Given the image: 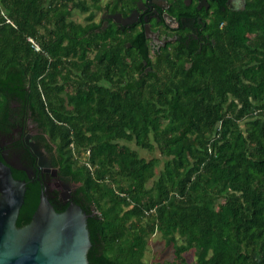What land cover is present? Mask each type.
<instances>
[{
  "label": "trees",
  "instance_id": "trees-1",
  "mask_svg": "<svg viewBox=\"0 0 264 264\" xmlns=\"http://www.w3.org/2000/svg\"><path fill=\"white\" fill-rule=\"evenodd\" d=\"M100 2L0 0V137L37 124L87 214V264H147L155 233L174 257L152 264H264V0L215 9L200 48L152 60L141 30L99 27ZM21 137L35 176L11 168L26 181L17 227L44 182Z\"/></svg>",
  "mask_w": 264,
  "mask_h": 264
},
{
  "label": "water",
  "instance_id": "water-1",
  "mask_svg": "<svg viewBox=\"0 0 264 264\" xmlns=\"http://www.w3.org/2000/svg\"><path fill=\"white\" fill-rule=\"evenodd\" d=\"M172 20L167 15V23ZM145 35L152 38L148 27H145ZM3 144L0 142V264H87L86 254L90 247L87 214L72 200L66 201L63 210L56 211L49 199L48 182H41L39 200L29 222L16 226L26 181L15 179L11 168L23 170L31 180L35 173L19 161L7 160L1 150ZM25 144L37 157V166L46 170L40 147L28 137ZM52 170L55 172L54 168ZM61 196L68 199L62 193Z\"/></svg>",
  "mask_w": 264,
  "mask_h": 264
},
{
  "label": "flooded vegetation",
  "instance_id": "flooded-vegetation-1",
  "mask_svg": "<svg viewBox=\"0 0 264 264\" xmlns=\"http://www.w3.org/2000/svg\"><path fill=\"white\" fill-rule=\"evenodd\" d=\"M113 1H118L116 7L113 6ZM244 5L245 0H105L98 9L100 12L98 22L101 29L115 26L124 34L125 32L135 34V30H141L145 39V47L148 50L147 57L152 60L165 49L173 50L174 45L178 43L186 49L193 44H197L200 48L209 38L205 31L215 9L239 10ZM167 15L173 18L169 23L166 21ZM145 27L150 29L152 38L146 37ZM125 45L128 48L131 47L128 42ZM179 49L180 47L177 50ZM142 68L146 70L150 68L147 60H143ZM14 134H18L16 139L22 135L21 140L27 148L29 147L25 145L26 137L40 147L46 170L37 166V173L44 177L43 180L48 182L51 190H57L60 201L66 204L75 186L59 178L56 167L51 164V155L44 149L39 138L40 132L37 124L28 117L23 129L15 128L10 135L1 136L2 139L0 137V142L5 143L1 150L5 152L6 159L10 162L19 161L24 165L22 159L25 157L29 159L31 156L26 153L25 148L18 145V140L12 136ZM32 154L34 155L33 152ZM35 159L37 165L36 156ZM61 193L68 199H63Z\"/></svg>",
  "mask_w": 264,
  "mask_h": 264
},
{
  "label": "rangeland",
  "instance_id": "rangeland-1",
  "mask_svg": "<svg viewBox=\"0 0 264 264\" xmlns=\"http://www.w3.org/2000/svg\"><path fill=\"white\" fill-rule=\"evenodd\" d=\"M104 2L105 0H101L100 4L103 5ZM99 13V10H97L94 17L95 21H98ZM85 14L86 13H82L81 11L75 9L72 12V19L83 22ZM140 152L141 154L145 155L144 152ZM183 255L188 261H192L194 258L192 250L183 253ZM173 257L174 255L172 245L165 243L163 238L158 233H155L149 237L147 249L145 250L144 255V261L147 264H152L154 262H164L166 260L170 261L173 259Z\"/></svg>",
  "mask_w": 264,
  "mask_h": 264
},
{
  "label": "built area",
  "instance_id": "built-area-1",
  "mask_svg": "<svg viewBox=\"0 0 264 264\" xmlns=\"http://www.w3.org/2000/svg\"><path fill=\"white\" fill-rule=\"evenodd\" d=\"M220 25H222V23H221ZM28 41L31 43V46H32L35 50H39V46L37 45V43H36L32 38H28Z\"/></svg>",
  "mask_w": 264,
  "mask_h": 264
}]
</instances>
